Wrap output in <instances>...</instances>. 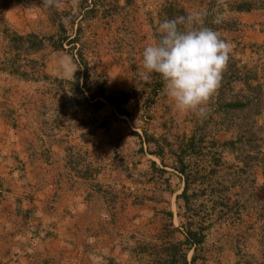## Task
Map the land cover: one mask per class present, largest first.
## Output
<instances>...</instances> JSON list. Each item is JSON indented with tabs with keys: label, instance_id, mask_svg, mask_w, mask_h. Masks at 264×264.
Here are the masks:
<instances>
[{
	"label": "crops",
	"instance_id": "1",
	"mask_svg": "<svg viewBox=\"0 0 264 264\" xmlns=\"http://www.w3.org/2000/svg\"><path fill=\"white\" fill-rule=\"evenodd\" d=\"M138 1H111L137 12L128 18L141 32L101 56L93 78L81 67L65 75L62 57L79 64L48 44L21 58L47 53L35 68L39 78L0 69V264H154L172 249L180 259L191 215L179 197L185 183L187 193L191 187L227 200L242 232L254 236L230 243L232 252L250 248L249 257L264 264V0H147L146 14ZM195 9L207 11L206 26L234 44L205 119L179 113L158 74L140 75L142 50L158 37L159 23ZM83 73L91 91L80 94L74 84L79 76L81 88ZM101 84L109 94L130 93L125 113L89 98ZM236 94L242 104L251 101L248 110L228 106ZM232 196L238 203L229 207ZM213 200L203 207L209 215ZM158 215L172 222L162 235L153 223L140 230V219ZM193 215L197 229L202 214Z\"/></svg>",
	"mask_w": 264,
	"mask_h": 264
},
{
	"label": "rangeland",
	"instance_id": "2",
	"mask_svg": "<svg viewBox=\"0 0 264 264\" xmlns=\"http://www.w3.org/2000/svg\"><path fill=\"white\" fill-rule=\"evenodd\" d=\"M85 1L58 0L57 5L48 7L45 6L43 0H0V17L3 21H6L4 24L10 30L18 34L34 32L46 36H55V34H57V37L65 35L70 37L76 36L75 44H72L74 46L71 45L74 48H69L68 44L64 42V49L69 52L68 54L73 55L74 60L79 64L78 69L81 67L80 69L83 72L88 71L89 76L93 78V69L102 62L101 56L106 55L111 48L122 47L127 42L129 43L131 34L140 33L141 29H138L136 22L133 23L128 18L137 14L135 10H124L120 5L118 7V4L112 3V0H99L97 1L100 2L99 4L95 1L93 3ZM147 2V0H139L135 7L139 5L141 13L146 14L148 9L144 10V7H146ZM52 18L55 21H52ZM11 19L14 20L15 24L11 22ZM2 24L0 22V30L4 25ZM60 24L64 26L65 33L60 30ZM118 32L126 33L123 39L127 41L121 39L120 34L118 36ZM47 44V46L52 47L48 42ZM47 49L50 48L47 47ZM77 52H80L79 56ZM14 55L15 52L10 50L6 45L0 33V69L6 68L7 71L14 72L13 69L15 66L17 67V65L13 66L11 64ZM46 58L47 53H42L39 59L29 58L30 61L22 62L24 67L21 70L18 68V72H14V75L23 79L29 78L28 80L39 78L41 73L36 74L37 69L35 68L38 67V70H40V66ZM32 69L35 70L33 71ZM99 74L100 81L106 80V75L103 72ZM218 188L219 186H217ZM192 189L190 187L188 192L191 196V210H188L186 213L193 215V213L200 212L202 214L199 215L200 227H204L203 242L189 253V255H192L194 252L196 253L197 260L195 264H263L261 262L257 263L253 258L249 257V254L252 253H248L250 248L248 250L241 248L235 254L232 252L230 243L237 241L238 238L239 240H243L245 239L244 237L253 240L254 236L249 231H246L245 234L242 232L243 220L233 210L229 209L227 211V200H213L216 199L213 198L212 200L216 202V210L215 212L210 211L209 215L206 211L204 212L203 207L206 204H208L207 206L212 205L210 194L202 197L203 194L199 189L197 191H193ZM216 192L218 197H220L218 190ZM234 202L236 203L237 200L232 196L229 207H234ZM191 215H185L184 218ZM196 218L194 216L193 220ZM148 220L146 218L139 220L140 230H146L147 225L153 223V229L156 232L159 231L160 235H162L163 229H168L167 226L172 224V222L168 221V218H163L161 215L156 216L153 222ZM148 229L150 230L151 228L148 227ZM176 255H179V253ZM177 260L180 261V259Z\"/></svg>",
	"mask_w": 264,
	"mask_h": 264
},
{
	"label": "clouds",
	"instance_id": "3",
	"mask_svg": "<svg viewBox=\"0 0 264 264\" xmlns=\"http://www.w3.org/2000/svg\"><path fill=\"white\" fill-rule=\"evenodd\" d=\"M45 6L58 0H43ZM207 11L195 9L187 15L165 19L158 25V37L142 50L141 78L148 81L152 73L163 82V91L181 114L200 119L209 115V101L216 94L234 44L206 26ZM222 19L217 16L214 23ZM60 65L68 77L78 69L72 57L64 56Z\"/></svg>",
	"mask_w": 264,
	"mask_h": 264
},
{
	"label": "trees",
	"instance_id": "4",
	"mask_svg": "<svg viewBox=\"0 0 264 264\" xmlns=\"http://www.w3.org/2000/svg\"><path fill=\"white\" fill-rule=\"evenodd\" d=\"M52 21H55L54 18H52ZM0 22L4 24L6 22L5 20L0 17ZM2 24V25H3ZM60 30L65 33L66 30L64 29V26L60 24ZM0 33L2 34V39L5 41L6 45L10 48V50L15 52V55L12 59L11 64L17 65L13 69L14 72H18V68L22 66V56L29 55L31 53L43 50L47 44V42L52 46L54 49H64V42L68 44L69 48H74L72 44H75L76 36L70 37L68 35H65L63 37H57V36H46V35H40L34 32L27 33V34H18L15 31H12L8 28L7 25H3L1 27ZM72 45V46H71ZM78 56L80 52H77ZM20 58V59H19ZM21 62V63H20ZM253 77V75H251ZM74 88L77 91V93L84 94V92H89L91 89L89 88L88 84L86 83V75L83 73L82 75V84L81 88L79 85V76L75 79ZM93 92L89 94V98H102L107 104L112 106L116 112L118 113H125V111L122 109V106L129 100L130 93L127 91H119L114 93H106L105 89L103 87V84L96 86ZM236 95H233L228 103V106L231 109H237L239 111L248 110L246 107H248L247 104L251 101H247L248 103L240 102ZM102 104V101L97 99L95 101V106L98 107ZM248 122L244 121L241 128H245L248 132H250V135L252 134V128L247 126ZM256 145L254 143L251 144V148L257 149L258 147H255ZM232 148V147H230ZM179 171L184 174V168L180 167ZM187 183H185L184 188L179 195L180 198H182L184 206L186 208V211L191 210V196L187 193ZM195 215H192L191 217L186 218V224H185V240L183 242V245H185V251L181 255L180 258V264H195L197 260L196 253L194 252L190 258V260H187V252L194 248L199 246L204 239L203 229L201 227H198L197 229L194 228V221L193 217ZM197 216V215H196ZM163 250L161 252L157 253L159 255H162ZM172 254H170L168 257L160 256L156 260V263L154 264H178V260L176 259V249H172Z\"/></svg>",
	"mask_w": 264,
	"mask_h": 264
}]
</instances>
